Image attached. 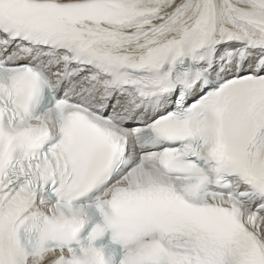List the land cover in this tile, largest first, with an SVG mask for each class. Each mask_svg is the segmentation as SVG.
Here are the masks:
<instances>
[{
    "label": "snow or ice",
    "instance_id": "snow-or-ice-1",
    "mask_svg": "<svg viewBox=\"0 0 264 264\" xmlns=\"http://www.w3.org/2000/svg\"><path fill=\"white\" fill-rule=\"evenodd\" d=\"M0 264H264V0H0Z\"/></svg>",
    "mask_w": 264,
    "mask_h": 264
}]
</instances>
